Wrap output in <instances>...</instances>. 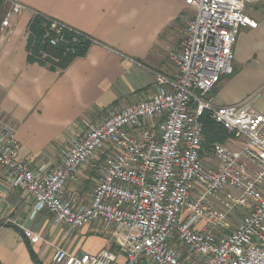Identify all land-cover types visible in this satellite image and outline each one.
Returning <instances> with one entry per match:
<instances>
[{
	"label": "built area",
	"instance_id": "2783aa9c",
	"mask_svg": "<svg viewBox=\"0 0 264 264\" xmlns=\"http://www.w3.org/2000/svg\"><path fill=\"white\" fill-rule=\"evenodd\" d=\"M261 1L185 0L195 16L169 55L173 76L160 77L147 99L90 126L56 167L23 160L15 130L0 112V168L32 205L31 218L48 212L68 234L99 223L122 249L97 255L59 249L48 264H264V115L253 99L218 106L212 95L234 73L240 30L258 27L247 7ZM9 3L1 27L24 9ZM36 17L44 19L50 48L69 53L81 42L97 44L59 20ZM37 57L49 67L59 61L46 51ZM205 113L230 135L226 144L207 149ZM86 164L100 178L92 201L76 205L64 195ZM236 212L241 217L233 225ZM24 237L41 241L29 230Z\"/></svg>",
	"mask_w": 264,
	"mask_h": 264
},
{
	"label": "crops",
	"instance_id": "0c3cea01",
	"mask_svg": "<svg viewBox=\"0 0 264 264\" xmlns=\"http://www.w3.org/2000/svg\"><path fill=\"white\" fill-rule=\"evenodd\" d=\"M9 2L24 9L8 27L0 26V112L15 130L21 158L33 167H56L90 126L155 93L159 78L175 73L169 55L195 16L185 0H5L4 6L11 8ZM251 6L247 14L258 27L240 30L234 73L223 77L212 95L218 106L253 99L254 109L264 115V0ZM34 12L61 21L97 44L63 71L29 62ZM99 178L90 164L82 166L65 199L89 204ZM32 210L0 168V264H36L32 254L40 264H48L59 249L75 255L111 249L122 254L113 232L104 233L99 223L68 234L50 213L32 219ZM240 217L236 212L234 225ZM26 230L41 241L32 244L24 237Z\"/></svg>",
	"mask_w": 264,
	"mask_h": 264
},
{
	"label": "trees",
	"instance_id": "16d2710c",
	"mask_svg": "<svg viewBox=\"0 0 264 264\" xmlns=\"http://www.w3.org/2000/svg\"><path fill=\"white\" fill-rule=\"evenodd\" d=\"M5 0H0V26L3 16V7ZM44 19L42 17H36L31 21L29 26L30 37H29V62H39L42 65H46L38 59V55L41 51H46L53 57L59 59L58 63L52 67V70H65L71 65V63L77 59L85 57L90 44L87 42H81L77 45H73V51L66 53L64 47L50 48L46 43L43 42L45 29L43 26ZM204 124V136L206 139V147H210L215 143L226 144L230 135L222 127L217 126L210 118L209 114L205 113L202 117ZM112 250V249H111ZM36 264H40L34 254H32Z\"/></svg>",
	"mask_w": 264,
	"mask_h": 264
},
{
	"label": "rangeland",
	"instance_id": "374dc122",
	"mask_svg": "<svg viewBox=\"0 0 264 264\" xmlns=\"http://www.w3.org/2000/svg\"><path fill=\"white\" fill-rule=\"evenodd\" d=\"M250 7H252V6H248V8H250ZM10 10H11V8H9V7H3V16H2V21H4L5 19H6V17L9 15V13H10ZM2 21H1V24H2ZM172 66V65H171ZM174 68V67H173ZM234 225V224H233ZM139 264H144L143 263V261L142 262H140Z\"/></svg>",
	"mask_w": 264,
	"mask_h": 264
}]
</instances>
